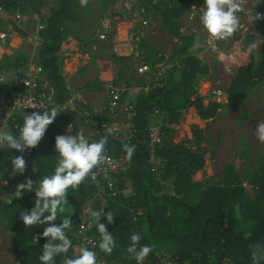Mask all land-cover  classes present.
<instances>
[{
	"label": "trees",
	"instance_id": "16d2710c",
	"mask_svg": "<svg viewBox=\"0 0 264 264\" xmlns=\"http://www.w3.org/2000/svg\"><path fill=\"white\" fill-rule=\"evenodd\" d=\"M70 1L60 0L58 6L43 18V25L37 31L39 42L36 65L51 87L52 101L57 107L64 105L68 100L69 91L62 78L56 53L67 33L66 26L79 20ZM142 2L150 6L160 3L162 8L159 11L162 13L163 21L164 18L175 17L185 12L192 0H178L176 3H171L169 0L167 2L155 0L154 3L152 0H142ZM167 3L170 4L169 8L166 6ZM255 27L263 35L258 59L255 61L248 56L240 64L225 90L228 96L243 97L252 82L264 81V19L255 20ZM14 31L24 34L17 28H14ZM169 31L172 36L180 40L177 48L181 62L179 74L176 78L167 74L162 80L161 87L149 88L138 96L131 106L133 112L130 118L131 127L124 136L125 139H114L109 136L106 145L107 155L121 157L126 156L123 150L124 144L136 146L132 158L127 159V165L125 166L124 162V169L116 171L113 178L119 189L121 186L119 177L124 175L129 180L134 195L141 197L146 228L134 232L141 236L139 245L147 244L153 248L144 264H157L156 255L160 250L176 257L174 264H255L252 259L253 252L264 253V166L250 174V184L255 190L253 198H249L240 186L232 164L224 167L219 181L202 190L193 191L190 178L202 164V154L198 150L199 145L205 140L203 130L192 125L191 138L187 144L173 142L170 138H165L163 133L161 135L160 130L157 129L159 143L153 148L148 145L150 113L154 111L164 113L165 126L161 127V130L168 132L167 125L175 123L181 112L188 107H192L201 120L214 117L220 108L218 102L208 101L204 104L201 96L193 88L195 74L205 73L206 68L200 65L199 60L193 55L187 54L193 41L192 35L180 33L173 27H170ZM234 36L235 34L232 37ZM6 46V43L0 44L1 48ZM138 49L151 57L157 55L147 50L141 40L138 42ZM25 66V63L20 64L17 69ZM104 113L101 111L100 114L105 116ZM69 114L66 109H61L60 120L71 118ZM23 117L24 115L17 116L16 127L10 124L7 132L18 136ZM95 119L96 117L92 115V122ZM101 132L104 134L103 131ZM56 136L57 131L53 122L48 126L39 145L23 153L28 165L23 174H12L11 164V158L21 153L6 146L0 148V180L5 182L14 195V201L11 203L0 201V218L5 221L4 225L13 234L14 244L11 253L20 259V264H41L39 256L42 254L43 244L47 242V238L43 237L42 233L48 225L24 226L19 213L34 207L35 189L25 192L21 197H15L16 185L18 182H23L26 177L38 182L45 175L54 173L59 159L55 151ZM151 153L155 163L151 161ZM152 164L154 170L151 169ZM167 177L173 178V194L159 195V184ZM94 192V187L87 177L77 190L68 189V203L64 207L82 205L92 198ZM106 198L109 201L103 207V211L111 212L114 218L113 222L109 223L106 216H101L100 222L106 224L107 230L115 239L116 247L113 252L107 254L99 249L101 237L95 220L84 233L93 241L92 250L97 253V260L111 264H137L126 249L131 243L130 236L138 214L130 203L123 202L119 191L114 197ZM67 216L68 214L58 211L57 220L52 223L60 225ZM70 218L72 227L65 231L73 246L76 240L78 242L81 220H78L75 214ZM34 236H39L37 242ZM65 256L75 257L72 247L66 254L58 255L55 264H63ZM259 264H264V260Z\"/></svg>",
	"mask_w": 264,
	"mask_h": 264
},
{
	"label": "rangeland",
	"instance_id": "374dc122",
	"mask_svg": "<svg viewBox=\"0 0 264 264\" xmlns=\"http://www.w3.org/2000/svg\"><path fill=\"white\" fill-rule=\"evenodd\" d=\"M59 1L0 0V33L5 34L2 40L8 47L0 51L2 54L0 73L5 82L14 80L13 72L20 64L36 65L39 42L37 31L43 25V18L58 6ZM110 1L89 0L87 6L82 7L80 0H71L79 20L66 26L67 33L56 53L62 78L69 91L64 109L70 113L69 117L74 121L73 135L82 131L90 142L107 134V129H104L102 134L97 126L93 125L100 120L105 122L108 128H115L117 133L121 132L123 136L128 134L129 121L126 116L127 110L124 111V108L132 106L134 100L143 94V87L149 79L148 75L141 76L135 72L128 56L117 53L120 48L115 50L113 47L115 43L98 38L99 22L105 16ZM154 1L152 0V3ZM169 1L176 3L178 0ZM166 6L169 8L170 4L167 3ZM203 6L204 0H192L185 12L175 17H163L162 21V13L159 11L162 5L158 2L153 6L148 5L149 26L141 41L147 50L167 56L164 74L176 78L181 69L177 54L180 40L172 36L169 28H176L178 32L184 34L190 33L193 41L187 54L193 55L199 60L200 65L206 68L205 73L195 74L193 88L201 96L204 104L214 101L219 103L220 108L214 117L201 120L193 108L188 107L181 112L175 123L167 125L168 132L161 130V127L165 126L166 116L163 112L154 111L148 116V127L151 130L159 129L161 135L163 133L165 138H170L173 142L187 144L191 138V126L196 125L202 129L205 140L199 145L198 150L202 154V164L190 178L193 191L202 190L219 181L224 167L232 164L240 186L249 198H253L255 190L250 184V174L264 166V142H260L255 135L257 124L264 121V81L252 82L243 97L228 96L225 90L246 57L251 56L255 61L258 59L263 35L256 29L255 20L251 22L250 17L254 10L246 0L244 11L238 13L241 23L235 36L225 40H214L200 21ZM14 28L24 34L16 33ZM208 41H211V44L213 42L219 51L231 54L234 57L233 61L218 59L207 44ZM252 45L255 47H251ZM111 86L123 89V95L118 113L114 117H107L100 114V109ZM81 108L96 117L93 124L84 123L79 119L78 113ZM123 159L126 166L128 160L125 157ZM119 180L121 186L118 190L121 199L123 198L124 203H130L138 214L132 232L145 230L146 221L142 213L140 195H134L132 186L124 175L120 176ZM172 182V177L161 180L159 195H172ZM13 198V193L9 191L5 182L0 180V201L11 203L14 201ZM108 201L106 196L95 192L92 198L82 205L64 207L63 213L69 216L75 214L78 220H82L84 216L92 223L94 219L89 210H99L105 207ZM4 222L0 218V264H20V259L11 253L14 238ZM80 247L85 245L76 240L72 246L75 256L79 254ZM159 253L167 252L160 250Z\"/></svg>",
	"mask_w": 264,
	"mask_h": 264
},
{
	"label": "clouds",
	"instance_id": "9594fccd",
	"mask_svg": "<svg viewBox=\"0 0 264 264\" xmlns=\"http://www.w3.org/2000/svg\"><path fill=\"white\" fill-rule=\"evenodd\" d=\"M88 2L89 0H80L82 7L87 6ZM245 4L246 0H204L200 21L214 40L228 39L240 27L241 17L238 13L244 11ZM250 18L252 22L264 19V16L255 12L251 14ZM251 47H255V45ZM143 70L141 69V71ZM49 99L51 100V98ZM28 107L41 106L29 104ZM43 108L42 113L33 111L23 117V124L19 129L18 136L0 130V148L6 146L21 153V155L11 158L12 174H23L26 171L28 165L23 153L27 149L39 145L48 126L55 121L60 113L55 102H51L50 106ZM68 129V134H59L55 137V151L59 154V159L56 162L54 173L45 175L38 182L26 177L23 182H18L16 185L15 197H21L25 192L35 189L34 207L19 213L24 226L48 225L42 233V236L47 238V242L43 244V251L39 256L41 264H55V258L62 253L66 254L72 247V241L65 231L72 227L70 216L65 217L60 225L52 223L57 220L58 211L63 213L65 210L64 206L68 203V189L77 190L89 176L95 180L96 174L93 170L112 163L111 157L106 154V145L108 137L116 132L115 128H108L106 135L91 142L82 131L73 135L69 134L71 125L68 126ZM255 135L260 142H264V121L257 124ZM123 150L126 153L125 158L130 160L135 153L136 146L124 144ZM89 214L96 221V227L101 237L99 249L104 253L111 254L116 247V242L111 232L107 230L106 224L100 222V218L106 216L107 221L112 223L114 215L109 211L105 213L103 207L99 210H89ZM83 228L84 226L81 225V230ZM34 239L37 242L39 236H34ZM140 240V234L133 232L130 236L131 243L126 251L137 261V264H144L153 248L147 244L139 245ZM252 259L255 264H259L261 260H264V253L253 252ZM63 264H97V253L88 247H80L79 254L74 258L65 256Z\"/></svg>",
	"mask_w": 264,
	"mask_h": 264
},
{
	"label": "built area",
	"instance_id": "2783aa9c",
	"mask_svg": "<svg viewBox=\"0 0 264 264\" xmlns=\"http://www.w3.org/2000/svg\"><path fill=\"white\" fill-rule=\"evenodd\" d=\"M252 6L254 13H260L264 16V0H248ZM149 26V11L148 5H145L142 0H111L105 16L100 20L98 26L97 36L101 40H108L114 44V49L120 48L117 52L120 55L128 56L132 63L135 72L141 76L148 75V82L143 87V93L149 88L155 86L161 87L162 80L165 78V69L167 68V56L157 54L151 57L142 50L138 49V42L143 38ZM121 35V36H120ZM5 37L4 33H0V44ZM121 37V40H120ZM210 37V36H209ZM119 40H118V39ZM207 44L210 49L216 53L218 59H226L233 61L234 57L218 50V48L211 41ZM141 69H144L141 71ZM14 80L12 82H5L0 78V130H6L10 124L15 128L17 125V116L31 114L33 111L43 112V107L50 106L52 101V89L43 76L39 72L37 65H26L24 68H19L13 72ZM123 95V89L110 87L108 95L103 103L100 111H104L105 116L114 117L118 113V106ZM51 98V100L49 99ZM29 104H35L37 108L28 107ZM43 106V107H42ZM59 110L64 108V105L58 107ZM127 108V109H126ZM126 116L128 117V129L131 127L130 118L132 116V107L127 106ZM79 118L88 124H92V114L87 110L81 108L79 111ZM55 128L57 135L68 134V126L71 125L70 133L74 134L75 124L72 118L67 120H60V113L57 115L55 121ZM96 125L100 131L108 129L106 123L100 120ZM158 130H151L149 128V142L150 148H153L159 143ZM122 133L115 132L111 135L114 139H125ZM110 156V155H109ZM59 157V154H58ZM112 159L111 165L105 164L93 171L96 174L95 180L89 176V181L94 187L96 194H102L108 198L114 197L118 193V187L113 178L116 171L123 170V163L125 162L121 156H110ZM152 157V153H151ZM150 157V158H151ZM152 161V158H151ZM154 170L152 164L151 167ZM94 192V193H95ZM79 231L78 243L89 247L92 250L93 241L87 238L84 231L91 224V220L82 216ZM81 225L84 226L81 230ZM176 257L171 256L170 253H159L156 255L157 264H174ZM97 264H111L102 260H97Z\"/></svg>",
	"mask_w": 264,
	"mask_h": 264
},
{
	"label": "crops",
	"instance_id": "0c3cea01",
	"mask_svg": "<svg viewBox=\"0 0 264 264\" xmlns=\"http://www.w3.org/2000/svg\"><path fill=\"white\" fill-rule=\"evenodd\" d=\"M2 43H3V42H2ZM6 48H8V47L6 46ZM3 49H4V48H1V47H0V51H3ZM1 55H2V54L0 53V59H1ZM0 78L4 81V79L2 78V74H1V73H0Z\"/></svg>",
	"mask_w": 264,
	"mask_h": 264
}]
</instances>
